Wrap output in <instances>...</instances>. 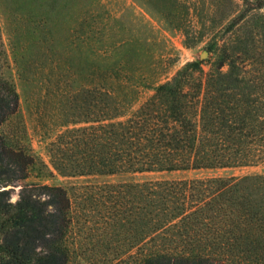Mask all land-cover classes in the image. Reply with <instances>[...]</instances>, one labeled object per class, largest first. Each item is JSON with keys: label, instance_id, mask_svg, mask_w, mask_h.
Here are the masks:
<instances>
[{"label": "trees", "instance_id": "1", "mask_svg": "<svg viewBox=\"0 0 264 264\" xmlns=\"http://www.w3.org/2000/svg\"><path fill=\"white\" fill-rule=\"evenodd\" d=\"M136 1L168 29L184 28L189 8L183 0ZM240 1L224 30L228 39L208 49L218 53L210 70L187 63L127 117L120 106L131 99L115 91L137 94L131 77L120 75L115 64L94 62L100 73L77 85L75 66L63 63L67 90L58 101L64 130L47 146L52 169L63 177H104L264 167V0ZM61 6L70 4L63 0ZM221 8V2L215 5V11ZM29 22L32 52L45 21L35 16ZM4 57L0 36V61ZM108 69L112 75H104ZM8 124L11 133L4 130ZM23 130L19 95L0 70V187L23 183L30 171L45 167L24 145ZM21 186L13 203L9 190H0V264H74L67 191ZM90 199L104 206L101 232L110 241L101 243L128 246L122 253H102L106 259L264 264V173L103 184ZM133 245L140 246L138 258L127 255Z\"/></svg>", "mask_w": 264, "mask_h": 264}, {"label": "rangeland", "instance_id": "2", "mask_svg": "<svg viewBox=\"0 0 264 264\" xmlns=\"http://www.w3.org/2000/svg\"><path fill=\"white\" fill-rule=\"evenodd\" d=\"M67 1L70 7L66 10L61 6L63 0H0V36L5 54L0 70L19 95L24 128L19 136L45 166L39 165L30 171L23 183L1 186L0 190H9V200L13 203L18 200L23 184L63 188L68 193L74 215L69 239L76 254L74 264H132L131 259L119 263L102 254L122 253L128 246L113 244L107 247L101 243L103 238L109 240L102 237L101 232L107 220L102 217L104 206H97L90 199L95 187L122 182L243 177L262 174L264 167L104 177L59 175L49 164L47 146L64 130L61 126L65 118L63 106L58 101L59 95L67 90L62 81L64 64L69 61L75 66L77 85L86 84L92 72L100 73L92 65L94 62H105L110 67L115 64L114 70L120 75L131 77L130 85L136 88L137 94L128 89L126 93L115 91L120 99L124 94L131 99L120 106L127 117L152 97L156 86L170 81L187 63L200 62L204 73L210 70L218 53L208 49L215 43L219 48L228 39L224 30L241 9V1L183 0L189 13L182 30L168 29L136 0ZM219 2L222 8L215 11ZM35 16L42 17L45 23L38 30L39 48L31 52L26 26ZM203 52L207 54L201 58ZM51 57L55 60L51 61ZM57 62L61 63L60 68ZM114 70L108 69L104 75H112ZM68 116L72 117L70 113ZM4 130L11 133V124ZM106 205L109 206L107 202ZM139 248L133 245L127 255L138 258Z\"/></svg>", "mask_w": 264, "mask_h": 264}, {"label": "water", "instance_id": "3", "mask_svg": "<svg viewBox=\"0 0 264 264\" xmlns=\"http://www.w3.org/2000/svg\"><path fill=\"white\" fill-rule=\"evenodd\" d=\"M205 54H207V52H203V54L201 55V58H203Z\"/></svg>", "mask_w": 264, "mask_h": 264}]
</instances>
